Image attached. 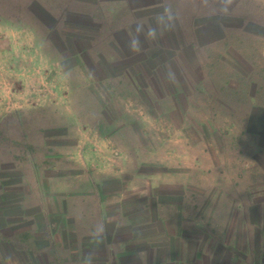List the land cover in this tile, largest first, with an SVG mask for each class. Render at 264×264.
<instances>
[{
    "label": "rangeland",
    "instance_id": "obj_1",
    "mask_svg": "<svg viewBox=\"0 0 264 264\" xmlns=\"http://www.w3.org/2000/svg\"><path fill=\"white\" fill-rule=\"evenodd\" d=\"M259 34L264 0H0V228L4 209L13 220L24 197L58 180L100 196L106 180L104 197L130 210L143 195H168L170 206L215 193L240 160L215 87L247 81L226 72L231 60L264 65ZM184 42L202 57L178 56Z\"/></svg>",
    "mask_w": 264,
    "mask_h": 264
},
{
    "label": "crops",
    "instance_id": "obj_2",
    "mask_svg": "<svg viewBox=\"0 0 264 264\" xmlns=\"http://www.w3.org/2000/svg\"><path fill=\"white\" fill-rule=\"evenodd\" d=\"M197 26L193 39L210 49L214 37L206 38ZM257 40L264 41V34ZM186 44L177 47L178 56L189 63L202 57L199 46L189 43L187 50ZM226 68L249 76L246 82L231 78L215 87V106L223 107L228 125L224 135L235 138L234 150L227 152L240 158L230 161L221 188L207 196L179 195L178 204L170 206L168 195H143L144 206L130 210L127 203L104 197L106 180L99 179L102 196L98 189L81 192L74 190L76 183L58 180L51 190L24 197L13 220L4 209L0 264H264V65L250 70L231 60ZM253 138L256 142H250ZM232 169L249 177H234ZM83 180L93 187L90 180L74 181Z\"/></svg>",
    "mask_w": 264,
    "mask_h": 264
}]
</instances>
